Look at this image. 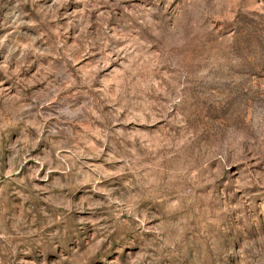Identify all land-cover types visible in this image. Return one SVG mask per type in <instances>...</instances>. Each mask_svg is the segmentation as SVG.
<instances>
[{"label":"rangeland","instance_id":"1","mask_svg":"<svg viewBox=\"0 0 264 264\" xmlns=\"http://www.w3.org/2000/svg\"><path fill=\"white\" fill-rule=\"evenodd\" d=\"M0 264H264V0H0Z\"/></svg>","mask_w":264,"mask_h":264}]
</instances>
